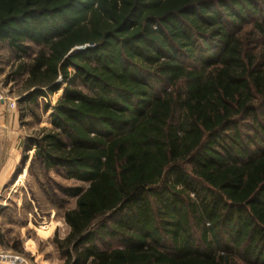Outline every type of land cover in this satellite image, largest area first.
I'll return each mask as SVG.
<instances>
[{"label":"trees","instance_id":"trees-1","mask_svg":"<svg viewBox=\"0 0 264 264\" xmlns=\"http://www.w3.org/2000/svg\"><path fill=\"white\" fill-rule=\"evenodd\" d=\"M0 42L88 183L64 264H264V0H0Z\"/></svg>","mask_w":264,"mask_h":264},{"label":"rangeland","instance_id":"rangeland-1","mask_svg":"<svg viewBox=\"0 0 264 264\" xmlns=\"http://www.w3.org/2000/svg\"><path fill=\"white\" fill-rule=\"evenodd\" d=\"M38 51L39 47L32 45L31 57L17 59L8 45L0 42V94L5 98V103H0V171L7 153L17 148L20 154L16 170L12 174L3 171L0 179V264H64L55 239L68 236L70 227L64 213L75 207L76 198L65 196L62 189L88 186L46 171L34 152L25 148L28 138L50 129L43 100L25 101L27 75L17 74L19 66L29 65Z\"/></svg>","mask_w":264,"mask_h":264},{"label":"crops","instance_id":"crops-1","mask_svg":"<svg viewBox=\"0 0 264 264\" xmlns=\"http://www.w3.org/2000/svg\"><path fill=\"white\" fill-rule=\"evenodd\" d=\"M19 161H20V154L18 153L17 148L13 149V151H11V154L7 153V158H6V161L4 162V165H5L4 170L2 169V172L0 171V179L2 178L3 171L5 170L7 171L6 174H9V173L12 174L14 170H16V166ZM1 205L2 204H0V206Z\"/></svg>","mask_w":264,"mask_h":264},{"label":"built area","instance_id":"built-area-1","mask_svg":"<svg viewBox=\"0 0 264 264\" xmlns=\"http://www.w3.org/2000/svg\"><path fill=\"white\" fill-rule=\"evenodd\" d=\"M0 103H5V98L4 95L0 94ZM1 110V108H0ZM0 115H1V111H0ZM1 141V140H0ZM2 164V146H1V142H0V166ZM43 228H45V226H43Z\"/></svg>","mask_w":264,"mask_h":264}]
</instances>
